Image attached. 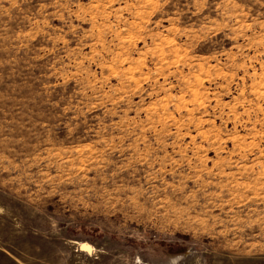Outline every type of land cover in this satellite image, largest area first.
I'll return each mask as SVG.
<instances>
[{"label": "rangeland", "instance_id": "obj_1", "mask_svg": "<svg viewBox=\"0 0 264 264\" xmlns=\"http://www.w3.org/2000/svg\"><path fill=\"white\" fill-rule=\"evenodd\" d=\"M0 264H264V0H0Z\"/></svg>", "mask_w": 264, "mask_h": 264}, {"label": "bare ground", "instance_id": "obj_2", "mask_svg": "<svg viewBox=\"0 0 264 264\" xmlns=\"http://www.w3.org/2000/svg\"><path fill=\"white\" fill-rule=\"evenodd\" d=\"M76 244V243H75ZM81 248L89 250L91 247L87 243H78Z\"/></svg>", "mask_w": 264, "mask_h": 264}]
</instances>
